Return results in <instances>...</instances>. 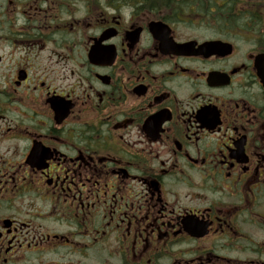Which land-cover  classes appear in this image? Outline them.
I'll return each instance as SVG.
<instances>
[{
    "label": "flooded vegetation",
    "instance_id": "1",
    "mask_svg": "<svg viewBox=\"0 0 264 264\" xmlns=\"http://www.w3.org/2000/svg\"><path fill=\"white\" fill-rule=\"evenodd\" d=\"M0 264H264V0H0Z\"/></svg>",
    "mask_w": 264,
    "mask_h": 264
},
{
    "label": "rangeland",
    "instance_id": "2",
    "mask_svg": "<svg viewBox=\"0 0 264 264\" xmlns=\"http://www.w3.org/2000/svg\"><path fill=\"white\" fill-rule=\"evenodd\" d=\"M89 37H90V33L88 32V30L86 29V27H83V32H82V36H81L82 48L85 49V47L88 46V44H89Z\"/></svg>",
    "mask_w": 264,
    "mask_h": 264
},
{
    "label": "water",
    "instance_id": "3",
    "mask_svg": "<svg viewBox=\"0 0 264 264\" xmlns=\"http://www.w3.org/2000/svg\"><path fill=\"white\" fill-rule=\"evenodd\" d=\"M195 44L196 43H188V44H185L183 46L194 47ZM96 54H97L96 49L93 47L92 50H91V53H90V59H91L92 62H93V60H95Z\"/></svg>",
    "mask_w": 264,
    "mask_h": 264
}]
</instances>
